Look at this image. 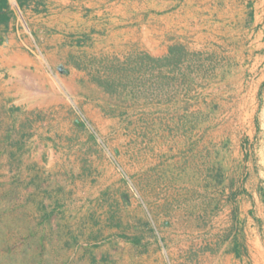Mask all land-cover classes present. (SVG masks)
<instances>
[{
    "label": "rangeland",
    "instance_id": "obj_1",
    "mask_svg": "<svg viewBox=\"0 0 264 264\" xmlns=\"http://www.w3.org/2000/svg\"><path fill=\"white\" fill-rule=\"evenodd\" d=\"M125 17L76 56L101 94L62 87L56 190L26 163L0 102V264H253L264 249V0H191L185 32H141L146 16ZM158 43L172 44L167 57L150 55Z\"/></svg>",
    "mask_w": 264,
    "mask_h": 264
},
{
    "label": "crops",
    "instance_id": "obj_2",
    "mask_svg": "<svg viewBox=\"0 0 264 264\" xmlns=\"http://www.w3.org/2000/svg\"><path fill=\"white\" fill-rule=\"evenodd\" d=\"M7 1L10 11V0ZM190 1L149 0L138 4L136 0H118L114 4L111 0H22L19 5L16 0L25 26L21 25L19 32L16 28L14 31L13 23H8L7 32H0V102L7 111L14 110L10 125L20 133L14 143L24 142L30 150L31 160L26 163L39 167L43 179L53 182L48 191L60 187L55 184L56 174L65 172L66 165L62 149L66 144L58 138L67 136L69 127L62 123L61 112L56 111L61 103L62 87L84 84L101 92L76 62L79 52L90 51L89 46L97 39L94 30L110 32L111 27L120 24L118 21L127 19L128 11L129 20L140 22L146 16L151 21L150 29L140 25L141 32H185L181 28V14ZM93 22L98 23L96 28ZM257 34L264 36V32ZM171 45L158 43L150 55L167 57ZM251 58L254 68L258 58ZM260 62L264 68V52ZM263 85L264 80L259 86ZM250 195L252 202L258 204L257 194ZM252 221L247 218L250 225ZM251 259L253 264H264V249L258 252L256 260L253 254Z\"/></svg>",
    "mask_w": 264,
    "mask_h": 264
},
{
    "label": "trees",
    "instance_id": "obj_3",
    "mask_svg": "<svg viewBox=\"0 0 264 264\" xmlns=\"http://www.w3.org/2000/svg\"><path fill=\"white\" fill-rule=\"evenodd\" d=\"M17 3L22 4V0H17ZM9 3L7 0H0V25L7 26L10 21ZM172 51V49H171Z\"/></svg>",
    "mask_w": 264,
    "mask_h": 264
},
{
    "label": "built area",
    "instance_id": "obj_4",
    "mask_svg": "<svg viewBox=\"0 0 264 264\" xmlns=\"http://www.w3.org/2000/svg\"><path fill=\"white\" fill-rule=\"evenodd\" d=\"M121 176H122L123 178H126L124 172H122V171H121Z\"/></svg>",
    "mask_w": 264,
    "mask_h": 264
}]
</instances>
